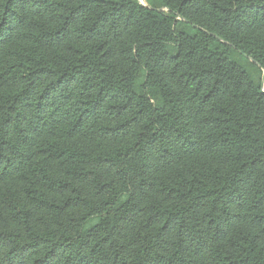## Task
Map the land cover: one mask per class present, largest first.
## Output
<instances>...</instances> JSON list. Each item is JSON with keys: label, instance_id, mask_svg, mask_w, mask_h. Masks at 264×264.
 Returning a JSON list of instances; mask_svg holds the SVG:
<instances>
[{"label": "trees", "instance_id": "1", "mask_svg": "<svg viewBox=\"0 0 264 264\" xmlns=\"http://www.w3.org/2000/svg\"><path fill=\"white\" fill-rule=\"evenodd\" d=\"M0 264H264V0H0Z\"/></svg>", "mask_w": 264, "mask_h": 264}]
</instances>
